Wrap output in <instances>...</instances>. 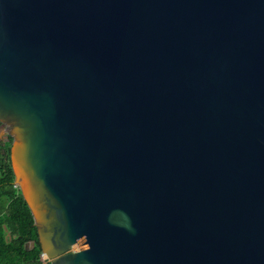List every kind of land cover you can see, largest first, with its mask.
<instances>
[{
    "label": "water",
    "instance_id": "water-1",
    "mask_svg": "<svg viewBox=\"0 0 264 264\" xmlns=\"http://www.w3.org/2000/svg\"><path fill=\"white\" fill-rule=\"evenodd\" d=\"M0 123L51 264H264V0H0Z\"/></svg>",
    "mask_w": 264,
    "mask_h": 264
},
{
    "label": "trees",
    "instance_id": "trees-1",
    "mask_svg": "<svg viewBox=\"0 0 264 264\" xmlns=\"http://www.w3.org/2000/svg\"><path fill=\"white\" fill-rule=\"evenodd\" d=\"M7 139L0 140V264H51L43 259L34 218L14 184L10 157L13 139ZM33 241L36 246L26 250V244Z\"/></svg>",
    "mask_w": 264,
    "mask_h": 264
},
{
    "label": "rangeland",
    "instance_id": "rangeland-1",
    "mask_svg": "<svg viewBox=\"0 0 264 264\" xmlns=\"http://www.w3.org/2000/svg\"><path fill=\"white\" fill-rule=\"evenodd\" d=\"M4 128H5V126H0V132L2 131V130H4ZM1 140H3L4 142H7L8 141V139H7V137H3Z\"/></svg>",
    "mask_w": 264,
    "mask_h": 264
},
{
    "label": "flooded vegetation",
    "instance_id": "flooded-vegetation-1",
    "mask_svg": "<svg viewBox=\"0 0 264 264\" xmlns=\"http://www.w3.org/2000/svg\"><path fill=\"white\" fill-rule=\"evenodd\" d=\"M2 126H4V125H2Z\"/></svg>",
    "mask_w": 264,
    "mask_h": 264
}]
</instances>
